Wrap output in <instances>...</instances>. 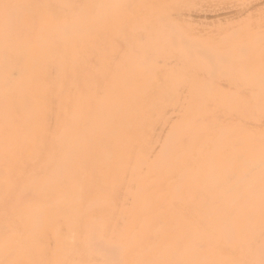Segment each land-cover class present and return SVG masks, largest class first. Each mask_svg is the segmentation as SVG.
I'll return each mask as SVG.
<instances>
[{
  "label": "rangeland",
  "instance_id": "rangeland-1",
  "mask_svg": "<svg viewBox=\"0 0 264 264\" xmlns=\"http://www.w3.org/2000/svg\"><path fill=\"white\" fill-rule=\"evenodd\" d=\"M0 264H264V0H0Z\"/></svg>",
  "mask_w": 264,
  "mask_h": 264
}]
</instances>
